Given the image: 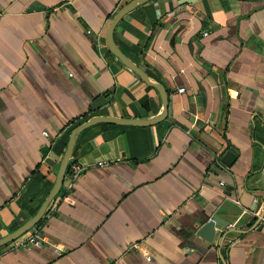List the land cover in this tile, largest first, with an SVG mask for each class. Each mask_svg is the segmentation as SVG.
Here are the masks:
<instances>
[{"label":"crops","instance_id":"crops-1","mask_svg":"<svg viewBox=\"0 0 264 264\" xmlns=\"http://www.w3.org/2000/svg\"><path fill=\"white\" fill-rule=\"evenodd\" d=\"M126 1L0 0V235L37 209L75 123L160 111L106 45ZM112 36L164 85L166 114L81 129L82 169L17 236L49 241L0 244V264H264V0H144ZM212 212L231 227L221 241L191 230Z\"/></svg>","mask_w":264,"mask_h":264},{"label":"water","instance_id":"water-1","mask_svg":"<svg viewBox=\"0 0 264 264\" xmlns=\"http://www.w3.org/2000/svg\"><path fill=\"white\" fill-rule=\"evenodd\" d=\"M144 0H128L122 3L111 15L108 20L106 29H105V40L106 45L109 51L115 55L124 65L129 67L132 71H134L143 81L152 85L157 90L160 101H161V109L158 113L147 116H123V115H113V114H105V113H93L86 117L85 119L75 123L69 130L64 149L62 151L61 157L58 162V166L55 172V176L52 182L51 187L49 188L47 194L43 198V200L38 205L37 209L34 211L32 215L26 218L23 222H21L16 227L7 231L6 233L0 235V244H3L7 241H10L23 233L29 227H31L39 217L44 213L48 203L52 200L54 195L58 192L60 185L62 183V178L64 172L67 167V163L69 161L73 143L77 133L83 129L84 127L93 124L95 122H115V123H123V124H148L155 121L160 120L166 114L167 109V92L164 85L153 78H151L148 73L137 63H135L130 57H128L115 43L112 31L115 23L119 20V18L130 8L135 6L137 3H140ZM234 156V153L230 149H226L220 159L225 163H229L231 157ZM220 224L219 227H215V224ZM229 221L216 213H210L201 217V219H196L195 224L192 227V232L196 235L201 236L206 241L211 242L214 238L219 239L220 241L224 237V235L230 231L231 227H228ZM219 241V243H220Z\"/></svg>","mask_w":264,"mask_h":264},{"label":"built area","instance_id":"built-area-1","mask_svg":"<svg viewBox=\"0 0 264 264\" xmlns=\"http://www.w3.org/2000/svg\"><path fill=\"white\" fill-rule=\"evenodd\" d=\"M202 33H206V30L202 31ZM182 88V86H178L177 90H182ZM260 119L264 121V114H260ZM67 168L70 170L71 175L75 176L82 169V165L68 161ZM255 214L260 220H264V204L260 205ZM14 241L15 245L17 246L30 248L34 245H39L43 241L48 242L49 240L40 234L37 229H29L24 236H21L20 238L17 237V239ZM54 249L59 251L57 246H54Z\"/></svg>","mask_w":264,"mask_h":264}]
</instances>
